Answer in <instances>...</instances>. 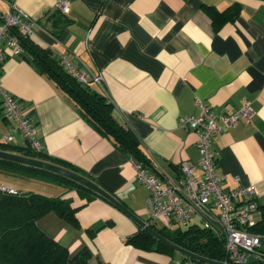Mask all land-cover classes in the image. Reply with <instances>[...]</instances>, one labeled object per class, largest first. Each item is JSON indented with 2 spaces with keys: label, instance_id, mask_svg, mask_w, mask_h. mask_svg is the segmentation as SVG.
<instances>
[{
  "label": "crops",
  "instance_id": "crops-1",
  "mask_svg": "<svg viewBox=\"0 0 264 264\" xmlns=\"http://www.w3.org/2000/svg\"><path fill=\"white\" fill-rule=\"evenodd\" d=\"M68 1L69 11H60L65 21L59 23L55 0H0V12L15 4L35 15L38 22L29 35L34 42L65 51L78 66L101 73L103 86L90 84L106 90L115 117L136 133L151 156L152 172L176 177L181 161L199 160L197 132L178 125L182 115L198 111L197 99L216 111H232L249 101L251 119L218 131L213 145L217 171L225 175L223 188L254 183L257 203L264 204V0ZM233 3L240 5L238 15L214 29L205 6L221 10ZM1 78L32 118L46 153L77 166L141 218L149 214V191L136 178L132 155L88 124L64 91L10 52L1 64ZM11 125L3 110L0 139ZM10 142L26 143L19 130ZM34 180L37 186L28 184L26 190L69 198L77 207L76 223L49 211L36 219L38 227L71 253L86 246L89 264H194L178 251L169 255L127 242L139 224L109 200L95 196L87 201L74 188ZM260 215L258 207L255 218ZM200 222L195 214L191 224ZM257 255H264V235L248 264Z\"/></svg>",
  "mask_w": 264,
  "mask_h": 264
},
{
  "label": "trees",
  "instance_id": "trees-1",
  "mask_svg": "<svg viewBox=\"0 0 264 264\" xmlns=\"http://www.w3.org/2000/svg\"><path fill=\"white\" fill-rule=\"evenodd\" d=\"M205 7L211 17L214 29H217L224 21L234 19L240 12V5L237 3L221 10L214 6ZM56 10L58 19L56 18L55 22H64L65 20L60 17V10ZM49 30L54 35L58 34L57 31ZM17 35L24 48L19 55L64 91L88 124L101 135L112 139L116 146L130 153L135 160L141 161L144 165H152L150 157L142 149L136 133L115 117L113 101L109 95L107 96L104 91L93 87L90 82L81 81L69 73L51 46H42L25 34L17 33ZM2 111L3 105L0 99V115ZM0 149L51 161L83 174L77 166L69 161L53 157L44 150H34L27 143L17 145L0 139ZM0 168L28 176H38L65 187L74 188L87 201L95 196L102 197L82 183L45 168L5 158H0ZM67 201L70 202L69 198L48 195L35 190L17 189L16 192L0 190V264H89L91 252L86 246L71 253L67 246L46 234L36 223V219L40 215L49 211H54L76 223L77 207H72ZM258 207L261 209V215L255 218L254 224L248 225L247 229L262 236L264 235V204L258 205ZM149 224L176 244L192 252L216 260H224L226 257L223 237L215 229L191 223L174 229L157 227L153 222H149ZM126 241L144 249L160 251L169 255L176 252L175 249L157 239L140 225L136 231L127 236ZM256 257L251 263L264 264V255ZM190 259L197 263L202 262L194 258Z\"/></svg>",
  "mask_w": 264,
  "mask_h": 264
},
{
  "label": "built area",
  "instance_id": "built-area-1",
  "mask_svg": "<svg viewBox=\"0 0 264 264\" xmlns=\"http://www.w3.org/2000/svg\"><path fill=\"white\" fill-rule=\"evenodd\" d=\"M55 6L62 13H67L70 3L68 0H55ZM37 22L35 15L15 4H12L11 10L0 12V96L3 110L13 120V125L3 135L4 140H13L14 130H19L29 147L40 151L44 145L36 135L32 118L22 109L20 100L3 87L1 78V64L6 54H20L24 50L17 33L31 35ZM56 53L64 68L73 76L84 82L93 81L102 85L101 73L94 74L87 67L78 66L65 51ZM103 91L108 96L106 90ZM196 104L198 111L182 115L178 125L197 132L196 144L200 155L197 162L181 161L179 175L169 177L152 172L151 166L141 161H133L136 178L149 191L146 198L149 217L146 222L160 218L168 229L173 224L184 227L198 214L202 226L221 233L226 251L223 261L248 264V256L255 252L261 240L259 233L247 229L255 222L257 189L254 183L223 188L225 175L217 171L218 150L213 145V139L221 129L229 128L240 120L249 121L254 110L249 101L232 111H216L200 99L196 100ZM147 155L152 163L151 156ZM0 190L17 191L12 185L4 183H0Z\"/></svg>",
  "mask_w": 264,
  "mask_h": 264
},
{
  "label": "water",
  "instance_id": "water-1",
  "mask_svg": "<svg viewBox=\"0 0 264 264\" xmlns=\"http://www.w3.org/2000/svg\"><path fill=\"white\" fill-rule=\"evenodd\" d=\"M0 158H5V159L21 162V163L28 164V165H32V166H36V167H40V168H45V169L51 170L53 172L65 175L69 178H72V179L78 181L79 183H82L83 185L89 187L90 189H92L93 191H95L96 193L101 195L102 197H104L107 200H109L110 202H112L114 205H116L118 208H120L123 212H125L128 216H130L134 221H136L142 228H144L147 231H149L150 233H152L157 239L166 243L167 245H169L170 247H172L176 251L182 253L185 257L194 258V259H197L199 261L210 263V264H234V263H230V262H225L223 260H216V259H212L210 257L200 255L198 253L192 252V251L176 244L175 242H173L172 240H170L169 238H167L166 236L161 234L151 224L147 223L146 220L141 218L133 209H131L129 206H127L124 202H122L113 193H111L110 191H108L103 186L99 185L98 183H96L92 179L86 177L85 175H83L77 171H74L70 168H67L63 165H60V164H57V163H54L51 161L43 160V159L36 158V157L26 156L23 154H19V153L7 151V150H2V149H0ZM67 203L69 204V201H67ZM170 264H179V263H177L176 261H171Z\"/></svg>",
  "mask_w": 264,
  "mask_h": 264
},
{
  "label": "rangeland",
  "instance_id": "rangeland-1",
  "mask_svg": "<svg viewBox=\"0 0 264 264\" xmlns=\"http://www.w3.org/2000/svg\"><path fill=\"white\" fill-rule=\"evenodd\" d=\"M1 99V96H0ZM34 179H41L38 176H28L19 172H13L10 170H6V169H1L0 168V183H4V184H9V185H13L15 186L17 189H22V190H26V185H32V186H37L35 184H37L36 180ZM39 181V180H38ZM40 185V184H38ZM149 214L146 212V215H143V218H148ZM152 222L157 226V227H162L163 226V221L162 219H158L155 218L152 220ZM164 227V226H163ZM177 225L173 224L171 226L170 229H174L176 228ZM166 228V227H165ZM168 229V228H166Z\"/></svg>",
  "mask_w": 264,
  "mask_h": 264
}]
</instances>
